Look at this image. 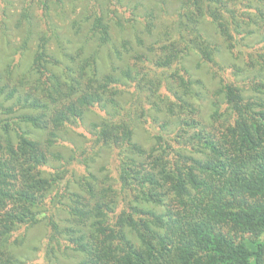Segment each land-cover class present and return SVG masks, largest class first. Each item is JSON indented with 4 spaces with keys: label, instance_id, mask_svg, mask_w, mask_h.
Listing matches in <instances>:
<instances>
[{
    "label": "trees",
    "instance_id": "obj_1",
    "mask_svg": "<svg viewBox=\"0 0 264 264\" xmlns=\"http://www.w3.org/2000/svg\"><path fill=\"white\" fill-rule=\"evenodd\" d=\"M2 2L0 264H264V0Z\"/></svg>",
    "mask_w": 264,
    "mask_h": 264
},
{
    "label": "rangeland",
    "instance_id": "obj_2",
    "mask_svg": "<svg viewBox=\"0 0 264 264\" xmlns=\"http://www.w3.org/2000/svg\"><path fill=\"white\" fill-rule=\"evenodd\" d=\"M6 1L9 3L10 10L12 12V22L10 23L11 30L9 34L11 35L12 40L14 43L19 41V32L16 29V23L19 17V14L21 12V0H3L2 3H6ZM1 3V4H2ZM65 7L64 8H56L54 10V16L56 21L59 24H67L68 22L71 21L72 18H75L77 15V12L81 9L79 7L78 9H74V3L71 2V0H65ZM65 28V26H63ZM69 27H67L66 30H68ZM72 30L71 28H69ZM4 48V44L0 41V49ZM1 52V51H0ZM194 67L193 70L196 74L197 78H200L202 80H206L207 82L211 83L210 76L208 77L206 72L200 68L197 67V61L195 60L194 63L192 64ZM47 231L45 226H37L31 229L30 233V241L28 243V248L26 249L27 251H30L29 249L34 250L35 246H41L42 250H40L37 254V258L34 260V262L42 263L43 258H44V245L47 242Z\"/></svg>",
    "mask_w": 264,
    "mask_h": 264
}]
</instances>
